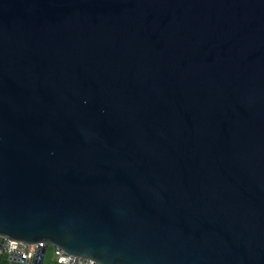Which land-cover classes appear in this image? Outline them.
Here are the masks:
<instances>
[{
    "label": "water",
    "instance_id": "obj_1",
    "mask_svg": "<svg viewBox=\"0 0 264 264\" xmlns=\"http://www.w3.org/2000/svg\"><path fill=\"white\" fill-rule=\"evenodd\" d=\"M0 235L264 264V0H0Z\"/></svg>",
    "mask_w": 264,
    "mask_h": 264
},
{
    "label": "built area",
    "instance_id": "obj_2",
    "mask_svg": "<svg viewBox=\"0 0 264 264\" xmlns=\"http://www.w3.org/2000/svg\"><path fill=\"white\" fill-rule=\"evenodd\" d=\"M44 242H25L21 240L12 239L6 236L0 235V253L4 252L7 255L10 253L17 254L19 256V264H33L37 257L38 251L43 247ZM55 262L57 264H100L94 260L81 258L78 255L67 253L59 247L53 246Z\"/></svg>",
    "mask_w": 264,
    "mask_h": 264
},
{
    "label": "rangeland",
    "instance_id": "obj_3",
    "mask_svg": "<svg viewBox=\"0 0 264 264\" xmlns=\"http://www.w3.org/2000/svg\"><path fill=\"white\" fill-rule=\"evenodd\" d=\"M41 264H55L54 250L51 244H47Z\"/></svg>",
    "mask_w": 264,
    "mask_h": 264
},
{
    "label": "trees",
    "instance_id": "obj_4",
    "mask_svg": "<svg viewBox=\"0 0 264 264\" xmlns=\"http://www.w3.org/2000/svg\"><path fill=\"white\" fill-rule=\"evenodd\" d=\"M0 264H19V263L10 261L7 258V255L4 252H1L0 253ZM55 264H57V263L55 262Z\"/></svg>",
    "mask_w": 264,
    "mask_h": 264
}]
</instances>
